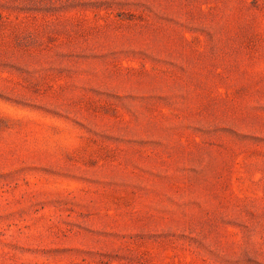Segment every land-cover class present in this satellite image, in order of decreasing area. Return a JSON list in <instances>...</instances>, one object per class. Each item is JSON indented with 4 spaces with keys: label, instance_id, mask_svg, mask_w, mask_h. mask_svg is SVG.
<instances>
[{
    "label": "rangeland",
    "instance_id": "rangeland-1",
    "mask_svg": "<svg viewBox=\"0 0 264 264\" xmlns=\"http://www.w3.org/2000/svg\"><path fill=\"white\" fill-rule=\"evenodd\" d=\"M0 264H264V0H0Z\"/></svg>",
    "mask_w": 264,
    "mask_h": 264
}]
</instances>
